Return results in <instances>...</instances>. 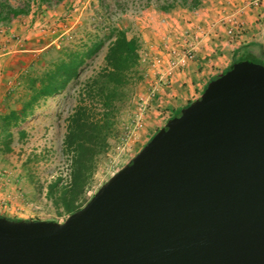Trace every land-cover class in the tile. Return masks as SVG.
<instances>
[{
	"label": "water",
	"instance_id": "95a60500",
	"mask_svg": "<svg viewBox=\"0 0 264 264\" xmlns=\"http://www.w3.org/2000/svg\"><path fill=\"white\" fill-rule=\"evenodd\" d=\"M0 264H264V65L213 79L63 222L0 217Z\"/></svg>",
	"mask_w": 264,
	"mask_h": 264
},
{
	"label": "rangeland",
	"instance_id": "374dc122",
	"mask_svg": "<svg viewBox=\"0 0 264 264\" xmlns=\"http://www.w3.org/2000/svg\"><path fill=\"white\" fill-rule=\"evenodd\" d=\"M216 1L201 0L200 6L194 10L175 7L166 13L159 12L152 3L146 5L142 0H59L43 3L44 9L36 11V18H40L38 22L24 28L20 49L30 51L21 54L36 56L44 50L37 49L47 44L82 48L102 41L103 45L85 62L78 77L63 91L41 101L31 116L19 127L11 129L12 151L0 153V215L7 219L58 223L67 218L68 214L63 209L55 208L45 197L46 185L56 176L62 178L61 183L68 179V157L63 153L62 146L66 120L77 103L81 84L103 65L109 30L121 28L127 37L136 39L138 65L136 76L128 86L127 96L116 116L114 132L108 139L107 149L96 161L91 184L85 194L88 200L166 123L176 75L192 64L197 66V63H201L198 55L203 50V36L213 34V38L220 37L213 32L215 28L207 32L209 23L203 25L204 28L197 24L212 13L211 4ZM242 1L240 3L248 15L255 16L257 12L264 11V0ZM224 22L225 31L239 26L236 19L228 21L225 18ZM193 31L201 32L195 56L184 68L169 71L168 49L173 48L181 53L191 42L189 34ZM15 39L12 36L6 40ZM7 41H0V47L9 45ZM45 60H48L47 56ZM254 60L264 65V55H256ZM37 66L42 68L40 63ZM6 71L5 67L0 80V96L4 88L13 83L14 76ZM4 82H8L7 86H4ZM17 92L20 89H16ZM5 109V106L0 107V111ZM20 131L24 132L23 138H19Z\"/></svg>",
	"mask_w": 264,
	"mask_h": 264
},
{
	"label": "trees",
	"instance_id": "16d2710c",
	"mask_svg": "<svg viewBox=\"0 0 264 264\" xmlns=\"http://www.w3.org/2000/svg\"><path fill=\"white\" fill-rule=\"evenodd\" d=\"M39 1L49 3L59 0ZM142 1L146 5L152 3L161 13L175 7L194 10L201 3V0ZM18 13L0 2V20L2 15L8 19ZM237 35L238 28L233 36ZM107 38L103 65L81 84L77 103L66 120L62 146L63 153L68 157V179L61 183L62 178L56 176L46 185L45 197L55 208L63 209L68 215L80 209L88 200L85 194L90 187L96 161L107 149L108 139L114 132L116 116L127 96V88L137 73L136 39L127 37L121 28L109 30ZM102 45V41L82 48L49 45L36 56L21 53L12 56L6 72L14 76L13 83L4 88L0 96V107H6L4 111H0V153L12 151L11 129L19 127L31 116L41 101L60 93L75 80L85 62L92 58ZM256 55H264V50L258 45H239L232 51L230 64L221 74L228 73L234 65L245 61L261 64L254 60ZM45 56L48 60H45ZM37 63L42 64L41 69ZM217 76L209 80L203 90ZM5 84L7 86L8 82H4V86ZM16 89H20L18 94ZM178 111L176 110L170 118ZM23 137L24 132L20 131L19 138Z\"/></svg>",
	"mask_w": 264,
	"mask_h": 264
},
{
	"label": "crops",
	"instance_id": "0c3cea01",
	"mask_svg": "<svg viewBox=\"0 0 264 264\" xmlns=\"http://www.w3.org/2000/svg\"><path fill=\"white\" fill-rule=\"evenodd\" d=\"M5 7L16 10L19 13L11 18L5 19L4 15L0 20V41H7L8 37H16L15 41L10 42L9 45H2L0 47V80L2 79V71L7 67V62L11 54L22 53L30 50L20 49L23 43V32L25 26L28 24H36L38 19L36 14L39 9H44L43 3L39 0H0ZM242 0H217L211 6H213L212 13L205 16L204 19L197 22L202 26L209 23L207 32L212 31L211 28H215L218 34V39L213 38V34L203 36L201 40V50L198 55V59L201 62L197 63V66L192 64L184 72L176 75V81L172 84V96L169 100V107L167 108L168 117L176 111L183 108L187 103H190L197 99L202 93L203 88L213 77L221 74L230 64L232 51L241 44L254 43L264 50V11L257 12L255 16L248 15L245 11ZM200 6V5H199ZM229 10H233L234 13L227 14ZM248 16H245V15ZM231 15V18H230ZM225 18L236 19L239 21L238 35L228 36L226 35L224 20ZM18 36V37H17ZM212 39L213 41H210ZM4 44V43H3ZM49 46V44L37 49L42 50ZM210 53L208 54V52ZM209 57V59L207 58ZM197 67V68H196ZM195 68V69H194ZM179 84L176 87V85ZM171 114V115H170Z\"/></svg>",
	"mask_w": 264,
	"mask_h": 264
},
{
	"label": "built area",
	"instance_id": "2783aa9c",
	"mask_svg": "<svg viewBox=\"0 0 264 264\" xmlns=\"http://www.w3.org/2000/svg\"><path fill=\"white\" fill-rule=\"evenodd\" d=\"M236 32V27H230L226 31L228 35H234ZM200 33L201 32L199 31H193L189 34V39L191 40V42L186 45V48L181 53L175 51V49L173 48L168 49L169 55L167 66L169 71L184 68L189 63V61L195 56L196 46L198 43L197 39Z\"/></svg>",
	"mask_w": 264,
	"mask_h": 264
}]
</instances>
